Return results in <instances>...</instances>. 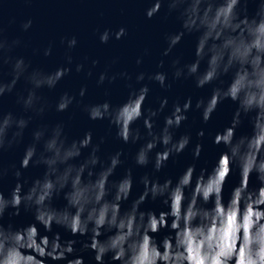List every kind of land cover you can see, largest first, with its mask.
I'll return each mask as SVG.
<instances>
[{
	"label": "clouds",
	"instance_id": "obj_1",
	"mask_svg": "<svg viewBox=\"0 0 264 264\" xmlns=\"http://www.w3.org/2000/svg\"><path fill=\"white\" fill-rule=\"evenodd\" d=\"M149 2L151 6L145 12L148 19L166 10L180 26L178 31L165 34L167 47L162 53L172 57V78L191 79L197 88L211 89L210 96L195 102L203 123L212 119L221 103L231 101L236 106L230 124L212 138L223 151L211 170L197 172L193 163L175 181H161L155 173L189 149L192 139L189 134L175 136V130L188 120L193 109L192 97L182 104L177 101L162 127L158 119L168 107V98H163L158 107L145 109L151 83L164 89L172 87L167 71H140L133 76L128 71L112 72L109 66L99 73L96 83L128 81L130 91L124 103L114 106L105 100L83 104L88 91L85 86L78 96L64 92L53 106L44 91H54L73 73L70 53L78 45L77 38L61 41L67 45V63L49 71L14 54L22 41L9 40L0 21V154L30 133L31 143L24 150L20 167L44 168L42 177L32 181L27 191L20 169L14 173L18 182L11 192L6 196L0 191V264H86L83 255H78L85 251L94 253L95 264H264V0ZM250 2L257 5L253 14L248 12ZM32 23H23V30L28 31ZM127 35L125 27L115 32L106 29L99 39L108 44L113 37L122 40ZM185 37L195 38L191 62L173 56ZM52 55V45L43 49L44 57ZM87 60L75 63L76 73L85 72ZM143 63V56L136 59L137 66ZM99 64L98 59L91 60L88 77ZM158 67H165L163 59ZM21 83L23 89L17 91ZM14 92L20 111L5 112L2 100ZM74 104L83 105L92 121L107 120L124 144L143 141L135 164L151 165L153 174L140 178L143 192L128 207L124 205L132 199V169L119 180L111 179L124 163L123 151L105 159L101 156L104 138L94 143L89 131L79 139H70L65 123L46 122L53 107L63 113ZM141 120L143 133L134 127ZM245 123L251 128L250 134L237 135ZM197 136L201 142L192 148L194 161L204 152L205 131L200 130ZM160 146L162 150L155 151ZM234 168L240 180L225 202V186ZM8 171L0 165V181ZM253 176L257 187L252 186ZM60 197L66 203L58 208L54 201ZM149 199L160 200L167 210H145L142 206ZM22 208L33 213L34 223L19 227L5 223L6 216H20ZM39 226L45 233H53L58 226L73 237L86 239L63 240L58 232L41 235ZM162 231L167 235L161 239ZM77 244L81 245L79 250Z\"/></svg>",
	"mask_w": 264,
	"mask_h": 264
},
{
	"label": "water",
	"instance_id": "obj_2",
	"mask_svg": "<svg viewBox=\"0 0 264 264\" xmlns=\"http://www.w3.org/2000/svg\"><path fill=\"white\" fill-rule=\"evenodd\" d=\"M150 6L149 0H0V21L5 28V36L9 40L20 39L22 41V45L15 49L14 54L25 56L32 61L33 66L42 67L49 71L67 63L66 57L69 54L67 45L61 41L64 38H77L78 45L70 53L74 60L73 73L66 77L54 91H44V95L53 106L64 92L78 96L80 88L85 86L88 91L83 98V104L102 103L105 100L110 101L114 106L124 103L130 91L128 81L118 79L112 84L105 82L104 85H97L96 83L99 73L109 66H111L112 72L128 71L133 76L140 71L148 73L167 71L169 73L168 82L172 84V87L164 89L158 83H151L149 85L151 91L145 109L158 107L163 98H168V107L158 119V125L162 127L165 116L170 113L172 106L177 101L182 104L188 97L193 99V109L188 113V120L175 130L176 138L185 134L191 136L189 149L180 156L171 158L161 172L155 173L161 181L168 178L175 181L193 163L196 164L197 172L203 168L211 170L220 152L223 151V147L216 146L212 142V138L230 124L236 106L231 101L221 103L212 119L207 124L203 123L200 112L195 109V102L201 97L210 96L211 89H199L191 79L174 80L172 78L170 67L172 57H164L162 53L167 47L165 34L178 31L180 26L175 16L168 15L166 10H162L156 17L148 19L145 12ZM247 7L249 14H253L257 5L250 2ZM28 20H32V27L28 31H24L22 25ZM121 27L128 30V35L124 39L116 40L113 37L108 44L100 42L99 35L103 31L111 29L115 32ZM49 45L53 47V55L44 57L43 49ZM194 46L195 38L185 37L174 50L173 56L182 57L183 62H191L194 59ZM38 49L39 52L36 51ZM145 50H147V54H145ZM141 56L144 57V63L137 66L136 59ZM86 57L88 60L86 61L85 72L76 73L75 63L85 62ZM93 59H98L100 64L93 69V76L88 77L87 68L91 67V60ZM161 59L165 61L163 69L158 67ZM114 60L118 62L113 64ZM132 83H135L134 78ZM22 89L23 84L21 83L17 86V91H22ZM16 100L15 92L6 95L2 100L3 110L18 113L20 107ZM45 119L47 123L51 124L65 123L66 133L70 139H79L89 131L93 133L94 143H98L101 138H104L105 142L101 144V156L105 159L117 151H123L124 163L117 168L111 179L119 180L127 174L129 168L132 169L133 194L132 199L124 205L125 207H128L132 200L143 192L140 178L145 174H153L151 165L140 167L135 164V154L143 141L137 144H124L117 138L115 128L107 120H90L83 110V105L74 104L63 113H57L53 107ZM134 127H139L141 132H144L142 120L138 121ZM202 129L205 131V137L202 141L205 146L204 152L199 160L194 161L192 148L196 143L201 142L197 133ZM250 132V126L245 123L237 130V135H247ZM30 143L31 135L27 133L21 143L0 154V165L9 170L8 175L0 181V191H3L6 196L18 182L14 175L17 169L22 172L21 181H27L25 191L32 181L42 177L44 173L42 166L33 165L27 169L20 167L24 150ZM161 150L162 146L155 151ZM155 151L152 153L153 158ZM84 155H87V151ZM239 180L238 171L234 168L229 182L225 186V202H227L231 188L238 184ZM252 186H258L255 176L252 178ZM65 203L62 197L54 201L58 208L63 207ZM142 207L157 213L167 210L160 200L152 201L149 199ZM9 222L19 227L35 221L33 213L22 208L20 216L5 217V223ZM39 227L41 235H52L58 232L63 240L86 239L73 237L71 233L58 226H54L53 233H45L43 227ZM164 235L167 233L162 231L159 238L162 239ZM76 247L79 250L81 245L77 244ZM78 255H83L86 264H95L92 258L94 253L85 251L83 253L78 252ZM49 264H53V262L49 261ZM59 264H65V262H59Z\"/></svg>",
	"mask_w": 264,
	"mask_h": 264
}]
</instances>
